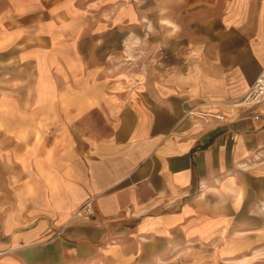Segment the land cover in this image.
Returning <instances> with one entry per match:
<instances>
[{
	"label": "crops",
	"instance_id": "obj_1",
	"mask_svg": "<svg viewBox=\"0 0 264 264\" xmlns=\"http://www.w3.org/2000/svg\"><path fill=\"white\" fill-rule=\"evenodd\" d=\"M263 66L264 0H0V264H264Z\"/></svg>",
	"mask_w": 264,
	"mask_h": 264
},
{
	"label": "built area",
	"instance_id": "obj_2",
	"mask_svg": "<svg viewBox=\"0 0 264 264\" xmlns=\"http://www.w3.org/2000/svg\"><path fill=\"white\" fill-rule=\"evenodd\" d=\"M264 99V66L261 68L259 74L249 86L246 93L243 95L241 102L246 104H254L259 103ZM264 158V144L256 148L250 155V157L246 160V162L250 161H261ZM246 164L245 162L243 165ZM91 200L87 201L77 212L76 214H80L81 211H84L86 215L92 216L91 211Z\"/></svg>",
	"mask_w": 264,
	"mask_h": 264
},
{
	"label": "clouds",
	"instance_id": "obj_3",
	"mask_svg": "<svg viewBox=\"0 0 264 264\" xmlns=\"http://www.w3.org/2000/svg\"><path fill=\"white\" fill-rule=\"evenodd\" d=\"M164 23H168V21H164Z\"/></svg>",
	"mask_w": 264,
	"mask_h": 264
},
{
	"label": "bare ground",
	"instance_id": "obj_4",
	"mask_svg": "<svg viewBox=\"0 0 264 264\" xmlns=\"http://www.w3.org/2000/svg\"><path fill=\"white\" fill-rule=\"evenodd\" d=\"M238 104V103H237Z\"/></svg>",
	"mask_w": 264,
	"mask_h": 264
}]
</instances>
